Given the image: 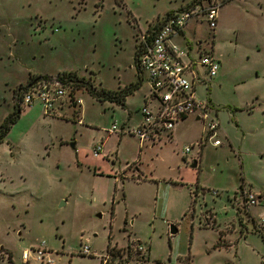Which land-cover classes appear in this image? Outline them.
I'll return each instance as SVG.
<instances>
[{"label": "rangeland", "instance_id": "obj_1", "mask_svg": "<svg viewBox=\"0 0 264 264\" xmlns=\"http://www.w3.org/2000/svg\"><path fill=\"white\" fill-rule=\"evenodd\" d=\"M195 1L0 0V125L35 73L76 71L110 90L142 80L141 34ZM220 2L214 30L202 16L187 33L221 63L213 78L199 66L206 121L142 146L129 131L143 122L145 79L125 106L82 87L75 110L23 108L0 143V264H26L23 251L43 242L54 264H264V205H241L245 192L264 195V0ZM211 118L217 136L202 151Z\"/></svg>", "mask_w": 264, "mask_h": 264}, {"label": "built area", "instance_id": "obj_2", "mask_svg": "<svg viewBox=\"0 0 264 264\" xmlns=\"http://www.w3.org/2000/svg\"><path fill=\"white\" fill-rule=\"evenodd\" d=\"M203 1L170 13L163 22L154 23L147 32L141 34L137 66L150 85L151 92L141 110L142 124L129 132L140 139L142 146L147 140H160L163 131L171 136L179 122L189 116H197L203 121L210 118L209 106L196 97V86L204 81L199 66H206L207 73L213 78L218 75L221 63L215 58L213 51L203 49L201 41H198L195 47L191 42H186V47L174 41V38L184 34L190 22L200 21L202 16L206 17L210 28L214 30L217 27L220 0H205L206 3ZM187 74L192 75V81ZM62 78L58 75L40 78L23 93L19 104L31 107L40 100L45 111L52 115H59V112L68 106L73 110L79 108L83 100L76 91H81L82 88L75 87L66 77ZM75 89L77 90L74 92ZM152 102H155L153 108L149 107ZM218 126L215 119L211 118L206 135L199 142L201 150L208 141L217 136ZM117 130L118 125L115 122L108 133L112 134ZM219 144V139L214 140V145ZM193 147L194 145L186 147L183 154L187 155ZM103 149V144L98 145L94 150L95 155L100 154ZM244 196L249 206L264 205V195L248 191ZM260 219L261 223H264V212L260 214ZM83 252L91 254L90 247L85 246ZM23 260L26 264H30L32 260L37 264L55 263L46 242L33 251L24 250ZM102 261L105 264H114L108 255L102 256Z\"/></svg>", "mask_w": 264, "mask_h": 264}, {"label": "trees", "instance_id": "obj_3", "mask_svg": "<svg viewBox=\"0 0 264 264\" xmlns=\"http://www.w3.org/2000/svg\"><path fill=\"white\" fill-rule=\"evenodd\" d=\"M201 0H196L195 2H200ZM139 48V47H138ZM138 49H137V53H136V62H137V58H138ZM50 76L49 74L47 75H34L30 78V82L37 79V78H46ZM58 76L63 79L62 77H66L68 79L69 82H72L73 85H75V87H87V89L89 90V92L91 94H93L94 96H96V98L98 100H100L101 102H105L107 100L111 101V102H115L118 104H121L122 106H125L126 104V99L128 96L134 94V92L136 90H138L140 88V86L142 85V80L140 79L138 82H132L129 85L119 89V90H110V89H106V88H96L93 83H91L90 81L80 77L78 75V73L76 71H64V72H60L58 74ZM29 82V83H30ZM20 87L18 89V91L20 89H25L23 90L22 94L19 97V101H21L22 95L23 93L26 91H28V84ZM23 108L21 107V105H16V107L14 108L13 112H11L10 114H8L4 121L2 122V124L0 125V143H2L6 136L9 134V132L11 131L13 125L15 123H17V121L20 119L21 114H22ZM242 188V187H240ZM131 245H128V251H129V255L130 256V251H131ZM108 251H113V247L109 248Z\"/></svg>", "mask_w": 264, "mask_h": 264}, {"label": "crops", "instance_id": "obj_4", "mask_svg": "<svg viewBox=\"0 0 264 264\" xmlns=\"http://www.w3.org/2000/svg\"><path fill=\"white\" fill-rule=\"evenodd\" d=\"M221 9V8H220ZM219 14H220V12H219ZM194 21H192V22H190L189 24H188V26L186 27V29L184 30V34L183 35H181V36H179V37H176V38H174V41H176V42H178V43H180V44H183V43H185V44H187L186 42H189V37H188V35H187V33H189V31L190 30H192L191 29V25H192V23H193ZM183 46H184V44H183ZM213 52H214V50H212ZM221 69V68H220ZM35 75H42L41 73H35ZM32 77V76H31ZM30 77V78H31ZM145 78H144V76L142 75V80H144ZM35 106V105H34ZM22 108H25V107H23V106H21ZM36 110H39V107L38 106H36V109L35 108H33V110L31 111V112H35ZM30 112V113H31ZM36 112H39V111H36ZM34 114V113H33ZM22 115V114H21ZM189 117H194L195 118V120L196 121H200V119L197 117V116H189ZM188 117V118H189ZM188 118H186L184 121H186ZM177 128V127H176ZM175 128V129H176ZM175 129H174V131L172 132V134H171V137H174V133H175ZM95 150V149H94ZM202 151H203V149H202Z\"/></svg>", "mask_w": 264, "mask_h": 264}, {"label": "water", "instance_id": "obj_5", "mask_svg": "<svg viewBox=\"0 0 264 264\" xmlns=\"http://www.w3.org/2000/svg\"><path fill=\"white\" fill-rule=\"evenodd\" d=\"M39 79H40V78L35 79L34 82L31 83V84L29 85V87L32 86V85H33L36 81H38ZM73 147H75V146L73 145ZM196 166H197V164L194 163L193 167H196ZM177 232H178L177 227H176L175 225H171L170 233H171L172 235H174V234H176Z\"/></svg>", "mask_w": 264, "mask_h": 264}, {"label": "flooded vegetation", "instance_id": "obj_6", "mask_svg": "<svg viewBox=\"0 0 264 264\" xmlns=\"http://www.w3.org/2000/svg\"><path fill=\"white\" fill-rule=\"evenodd\" d=\"M29 82H30V80H29ZM28 82V83H29ZM34 82V80L33 81H31L29 84H28V87L27 88H29V85L31 84V83H33ZM31 87V86H30ZM23 90H25V89H20L18 92H19V97H20V95L22 94V92H23ZM241 205H242V209H245V208H247V206H248V204L246 203V200H243L242 199V203H241ZM245 211V210H244Z\"/></svg>", "mask_w": 264, "mask_h": 264}]
</instances>
